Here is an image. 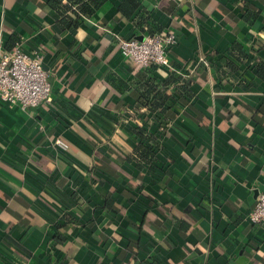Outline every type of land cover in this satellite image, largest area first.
I'll return each instance as SVG.
<instances>
[{
    "label": "crops",
    "instance_id": "0c3cea01",
    "mask_svg": "<svg viewBox=\"0 0 264 264\" xmlns=\"http://www.w3.org/2000/svg\"><path fill=\"white\" fill-rule=\"evenodd\" d=\"M49 1L0 0V49L39 50L50 88L0 105V264H264V224L247 220L264 190V0H137L177 32L170 67L149 73L118 50L146 35L138 9L105 0L69 32ZM235 42L248 58L220 78ZM172 71L190 94L137 110L134 85ZM140 122L160 145L150 168L124 160Z\"/></svg>",
    "mask_w": 264,
    "mask_h": 264
},
{
    "label": "trees",
    "instance_id": "16d2710c",
    "mask_svg": "<svg viewBox=\"0 0 264 264\" xmlns=\"http://www.w3.org/2000/svg\"><path fill=\"white\" fill-rule=\"evenodd\" d=\"M104 1L105 0H65V3L61 4V0H51L49 4L61 14L59 21L63 25L60 26L72 32L79 24L80 15L84 17L89 16ZM138 7L139 1L137 0H121L116 7V12L120 17L129 18ZM152 9L153 6H149V8L140 7V9L134 13L136 15L134 16L135 19L133 20V24L136 31L146 33V35L159 34L162 37L174 35L177 38L176 26L173 21L167 26H162L157 23H155V25H150L149 13ZM247 11H249V9ZM256 12H258V10H256ZM247 58L248 55L243 51L241 44L235 42L232 50H230L227 56L219 57L220 67L218 68V74L220 78H223L227 74H235L239 69V64ZM133 65L137 66L138 69H148V73L151 70H160V66L155 64L146 67L135 63H133ZM255 68L256 76L264 82V60L257 58ZM191 83L192 78L183 77L173 71L170 72L162 82H155L154 78L148 74L146 79L139 80V82L134 85V89L137 92L135 96V108L137 110L143 108L145 114L150 113L154 118H158V114L164 115L166 106L167 108L174 106L172 102L174 100L176 101L179 96L190 94ZM130 131L136 138V142L132 148L123 151L124 160L127 162L135 161L138 168H142V166L150 168L152 162L156 160V152L160 148L158 138L148 129L145 122L137 123L134 127L130 128Z\"/></svg>",
    "mask_w": 264,
    "mask_h": 264
},
{
    "label": "built area",
    "instance_id": "2783aa9c",
    "mask_svg": "<svg viewBox=\"0 0 264 264\" xmlns=\"http://www.w3.org/2000/svg\"><path fill=\"white\" fill-rule=\"evenodd\" d=\"M176 43L174 35L147 34L140 40L133 37L119 40L118 50L124 58H130L140 66L155 64L170 67L168 53ZM41 60L39 50L27 53L18 41L6 51L0 49V105L23 110L40 101H48L50 88ZM50 145L56 150H67V144L59 137H54ZM247 220L254 225L264 224V190L258 194Z\"/></svg>",
    "mask_w": 264,
    "mask_h": 264
},
{
    "label": "water",
    "instance_id": "95a60500",
    "mask_svg": "<svg viewBox=\"0 0 264 264\" xmlns=\"http://www.w3.org/2000/svg\"><path fill=\"white\" fill-rule=\"evenodd\" d=\"M142 38H143V37H142ZM142 38L139 37V38H137V39L140 40V39H142Z\"/></svg>",
    "mask_w": 264,
    "mask_h": 264
}]
</instances>
